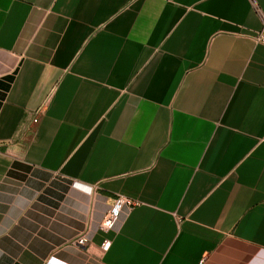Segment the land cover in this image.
<instances>
[{
    "label": "crops",
    "instance_id": "crops-1",
    "mask_svg": "<svg viewBox=\"0 0 264 264\" xmlns=\"http://www.w3.org/2000/svg\"><path fill=\"white\" fill-rule=\"evenodd\" d=\"M263 18L0 0V264H264Z\"/></svg>",
    "mask_w": 264,
    "mask_h": 264
},
{
    "label": "built area",
    "instance_id": "built-area-1",
    "mask_svg": "<svg viewBox=\"0 0 264 264\" xmlns=\"http://www.w3.org/2000/svg\"><path fill=\"white\" fill-rule=\"evenodd\" d=\"M256 41L260 44H264V18H263V28L262 31L257 35ZM35 122H38V118L35 119ZM137 204L134 200L124 197V196H119L114 200V203L112 207L110 208L109 212L106 214L102 224H101V229L104 232H109L111 231L118 221L121 218L122 212L126 208H133ZM86 241L85 238H83L80 243H84Z\"/></svg>",
    "mask_w": 264,
    "mask_h": 264
}]
</instances>
